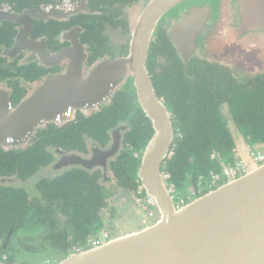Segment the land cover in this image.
Listing matches in <instances>:
<instances>
[{
	"label": "water",
	"instance_id": "95a60500",
	"mask_svg": "<svg viewBox=\"0 0 264 264\" xmlns=\"http://www.w3.org/2000/svg\"><path fill=\"white\" fill-rule=\"evenodd\" d=\"M184 1L140 0L128 11L132 36L129 54L98 65L88 76L83 72L81 48L75 46L53 58L44 55L52 62L70 60L69 68L48 78L17 107H12L10 94L0 87V146L6 149L29 143L40 129L60 117L67 121L72 109L87 116L98 102L109 98L122 79L134 83L141 107L153 123L154 136L144 151L138 178L147 196L155 198L159 220L151 227L74 253L59 264H264V164L180 208L162 173L173 147L174 128L167 107L155 93L146 64L158 24ZM242 1L247 22L241 29H264V0ZM212 12L208 5L195 7L193 16L173 30L172 39L182 54L196 48ZM32 17L64 20L40 15L36 10L16 15L0 11V20L25 27L14 51L24 48L43 54L41 46L30 40ZM120 139L121 129L113 133L109 149L91 144L89 158L59 151L61 159L55 170L82 168L92 172L100 168L107 181L109 161L119 154Z\"/></svg>",
	"mask_w": 264,
	"mask_h": 264
},
{
	"label": "flooded vegetation",
	"instance_id": "af4514ba",
	"mask_svg": "<svg viewBox=\"0 0 264 264\" xmlns=\"http://www.w3.org/2000/svg\"><path fill=\"white\" fill-rule=\"evenodd\" d=\"M66 1L69 2V7L65 11H46L45 8H41V10L32 8L15 12L7 5L0 9V11L13 15L36 10L40 15L60 16L64 19L44 21L31 18L33 28L30 33V40L41 46L43 54L34 53L24 48L20 51H14L17 37L25 27L6 19L0 20V87L10 94L11 105L14 108L25 98L32 95L48 78L62 74L69 68L70 60L52 62V60L45 59L44 55L46 54L53 58L60 52L73 49L75 46L80 47L83 55V72L86 76L94 71L98 65L105 62H115L129 54L132 36L128 11L137 5L140 0ZM184 2L178 6L179 11L175 17H169L171 14L168 13L158 24L149 46L146 64L155 93L169 111L174 128L173 142L183 137L185 127H192L194 118L197 121L203 118L204 91L212 89V83L209 81L211 78H214V82L220 79L228 80L232 85L246 89L264 80V29L245 31L241 29L247 22L242 0L221 1L223 7L221 21L225 20L222 34L218 38L220 43L218 50L221 54L219 60L214 56L204 58L200 49V38L217 17L216 3L213 6L208 4L213 11L212 18L209 20L206 30L199 37L196 48L182 54L176 46L171 33L194 14L193 8L195 7L191 6L189 8L187 4L184 5ZM182 5L184 6L182 7ZM65 12H68L69 15H64ZM236 62L247 70L258 65L254 68L253 74L241 83V78L237 77V70L234 68ZM230 102L229 99L222 101L219 104L218 112L236 141L231 121L235 123L236 127L237 124L230 109ZM113 106L118 108L116 115L101 123L104 128L114 127L108 133L107 140L109 144L107 146L99 144L98 146L101 150L109 149L113 144V133L121 129L120 140L122 146L120 152L114 159L109 161L108 167V175H111L112 183L118 187L110 171L111 162L125 151L127 148L126 139L131 133H139L142 139H146L148 133L151 130L154 131V129L152 121L141 107L134 83L128 79L120 80L109 98L98 102L94 109H90L87 116L80 114L88 118ZM182 116L188 117L186 122L182 120ZM77 121H79V116L76 119ZM68 125L70 123H64L58 128H64ZM241 136L244 143L248 144L244 136L242 134ZM27 144L29 143L13 149L0 146V149L7 152L23 149ZM91 144L88 154L69 153L63 149H57L51 167L60 161L59 151H63L68 155L78 154L85 158L91 157ZM236 156L235 152L234 157ZM135 158H137V155ZM69 169L71 168L62 170L60 173ZM92 172H102L104 174L103 169L100 168ZM39 176L41 175L39 174L35 178ZM55 176L56 174L44 179H51ZM22 185L23 179L0 175V187L14 188L23 192ZM109 189L112 190L111 187ZM36 197H40L39 189ZM1 246L0 243V264H23V257H34L33 254H28L25 251L23 253V230L13 239L11 248L7 251L8 253H2ZM11 260H14V262L11 263ZM47 263L45 262V264Z\"/></svg>",
	"mask_w": 264,
	"mask_h": 264
},
{
	"label": "trees",
	"instance_id": "16d2710c",
	"mask_svg": "<svg viewBox=\"0 0 264 264\" xmlns=\"http://www.w3.org/2000/svg\"><path fill=\"white\" fill-rule=\"evenodd\" d=\"M58 3L61 0H0V9L7 5L15 12H22L32 8L41 10ZM213 80H209L212 89L204 91L203 118L198 121L194 118L192 127L184 128L183 137L173 142L162 166L167 184L176 189V194L187 193L189 189L197 191L201 197L216 190L221 184L202 191L199 182L203 180L206 185L214 174L222 171L223 166L232 165L235 160V140L218 112L222 101H231V112L246 142L254 146L264 145V80L248 89L234 86L228 80ZM117 111L118 108L113 106L88 118L79 113V121L64 128L48 124L23 149L7 152L0 149V175L27 182L52 166L57 149L88 154L91 143L107 146L108 133L114 127L104 128L101 123L115 116ZM187 118L182 116L184 122ZM153 134L151 130L148 137L142 139L139 133H131L126 139L125 151L110 164L118 187L125 193H133L136 198L147 196L138 171ZM136 155L140 157L137 159ZM103 179L102 172L71 168L51 179H41L38 185L40 197L31 196L24 188L22 192L0 187L2 253H8L13 239L23 230V233H31L23 240L26 253L37 256L41 249L51 251L55 255L54 261L58 260L55 264H59L70 256L73 249L77 251L89 239L99 236L111 204L109 200L115 194L104 187ZM57 213L67 218L62 228H59ZM45 227L51 232L40 244H34L33 234ZM45 262L50 263V260L46 258L42 264Z\"/></svg>",
	"mask_w": 264,
	"mask_h": 264
},
{
	"label": "rangeland",
	"instance_id": "374dc122",
	"mask_svg": "<svg viewBox=\"0 0 264 264\" xmlns=\"http://www.w3.org/2000/svg\"><path fill=\"white\" fill-rule=\"evenodd\" d=\"M146 1V0H145ZM222 0H186L184 2V5L187 4L190 8L191 6H203V5H214L216 3V19L214 23L210 24V26L207 28V30L204 32L202 37L200 38V49L202 56L205 57H217L219 60V57H221V54L219 53V36L222 34V27L224 24V20L221 21V18L223 17L222 13ZM182 5V7L184 6ZM178 9V7H177ZM173 9L169 13V17H175L177 15V12L179 9ZM164 18V17H163ZM218 40V41H217ZM258 65V64H257ZM256 65V66H257ZM256 66H253L251 69L244 68L241 64L235 63V70H237V77L241 78V83L245 81V78L253 74L254 68ZM231 124L233 126L234 136H235V143L237 144L236 147V157L235 160H233V163L235 164L236 159H241L248 165L249 173L260 167V165L255 164L251 159V151L255 148L254 145H249L244 143V140L241 136L240 131L237 129L235 123L231 121ZM244 147V148H242ZM223 169V168H222ZM59 171L55 170V167L48 168L43 171L41 176L37 178H32L27 182H23L22 187L29 192V194L33 197H36L38 194V186L39 181L45 177L50 178L51 176H54V174H59ZM221 173V172H220ZM109 180L104 181L103 184L106 189H109L110 187L112 190H114V196L109 200L111 202L110 206L106 210L105 214V221L104 225L100 231V235L104 232L110 233L114 237L118 236H124L128 235L129 233L140 231L145 229L146 227H151L154 224H156L157 220H159L160 215L157 211L156 219H148V225H143L142 220L146 216V209H144L142 206L138 205L137 198L134 196L133 193H125L122 191L121 188L117 187L115 184L111 181V175H108ZM111 181V182H110ZM113 184V185H112ZM224 184H221L219 187H221ZM113 186V187H112ZM189 190V189H188ZM187 190V192H188ZM186 194V192H183ZM185 198V195H183L181 192H178L177 194L173 195V198L175 200V203L178 205V200ZM145 199V197H143ZM193 201V200H192ZM191 201V202H192ZM190 202V203H191ZM180 208V206H178ZM56 219L58 220L59 228H62L67 223V218L62 214L58 213ZM46 229L37 231L33 238L34 244H40L44 237L51 232V230H48V227H45ZM31 233H23V240L26 239L27 235ZM109 234V235H110ZM20 250V249H19ZM21 251V250H20ZM75 249L71 251V254L75 253ZM23 253L24 249H23ZM48 258L50 260V264H55L57 261L55 260V255L51 251H45L40 250V253L37 256L30 257V258H24L23 257V264H39L43 263L44 260ZM48 264V263H47Z\"/></svg>",
	"mask_w": 264,
	"mask_h": 264
},
{
	"label": "built area",
	"instance_id": "2783aa9c",
	"mask_svg": "<svg viewBox=\"0 0 264 264\" xmlns=\"http://www.w3.org/2000/svg\"><path fill=\"white\" fill-rule=\"evenodd\" d=\"M68 7H69V2L63 0L61 3H58L55 6L53 5L46 6L45 10L46 11H49V10L65 11ZM78 114L79 112L74 109L70 117L67 119V121H64L63 118L60 117L53 124H55L56 126H61L64 123L76 122ZM250 154H251V159L255 164L260 165V166L264 164V145H256ZM138 158H139V155H137V159ZM247 173H249L248 165L241 159H236L235 164L233 163L232 165L223 166L221 173L214 174L210 182L207 183L206 185H204V181L201 180L199 182V188H201L202 191L211 190L214 186L218 184H225ZM169 189L172 195L176 194L177 191L174 187L169 186ZM182 194L185 195V198L183 197L182 199H179L178 205L175 203L177 208L178 206L180 207L186 206L192 200H195L196 198H198V193L195 190H189L186 194L184 193ZM137 203L138 205L146 209V216L142 220L143 225H148V219H156V214H157L158 209H157V202L155 198L150 197V196H145V199L137 198ZM111 238L112 237L107 232L99 236H94L91 239H89L83 246L79 247L76 253H81L93 247L100 246L104 244L105 242L109 241Z\"/></svg>",
	"mask_w": 264,
	"mask_h": 264
},
{
	"label": "crops",
	"instance_id": "0c3cea01",
	"mask_svg": "<svg viewBox=\"0 0 264 264\" xmlns=\"http://www.w3.org/2000/svg\"><path fill=\"white\" fill-rule=\"evenodd\" d=\"M242 148H244V147H242Z\"/></svg>",
	"mask_w": 264,
	"mask_h": 264
}]
</instances>
